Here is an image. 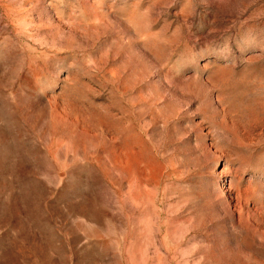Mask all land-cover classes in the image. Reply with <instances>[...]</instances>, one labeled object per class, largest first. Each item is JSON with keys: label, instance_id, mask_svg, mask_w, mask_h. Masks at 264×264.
<instances>
[{"label": "rangeland", "instance_id": "374dc122", "mask_svg": "<svg viewBox=\"0 0 264 264\" xmlns=\"http://www.w3.org/2000/svg\"><path fill=\"white\" fill-rule=\"evenodd\" d=\"M0 264H264V0H0Z\"/></svg>", "mask_w": 264, "mask_h": 264}]
</instances>
